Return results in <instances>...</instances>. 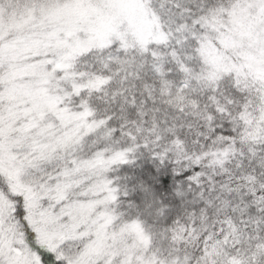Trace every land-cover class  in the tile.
Masks as SVG:
<instances>
[{
	"label": "snow or ice",
	"instance_id": "6c2138e0",
	"mask_svg": "<svg viewBox=\"0 0 264 264\" xmlns=\"http://www.w3.org/2000/svg\"><path fill=\"white\" fill-rule=\"evenodd\" d=\"M0 264H264V0H0Z\"/></svg>",
	"mask_w": 264,
	"mask_h": 264
}]
</instances>
